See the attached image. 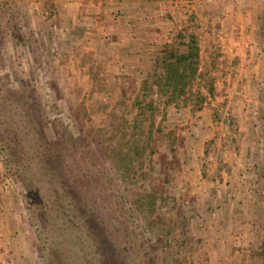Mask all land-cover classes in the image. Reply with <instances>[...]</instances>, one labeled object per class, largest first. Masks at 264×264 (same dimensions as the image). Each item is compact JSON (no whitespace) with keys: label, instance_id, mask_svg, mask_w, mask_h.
Listing matches in <instances>:
<instances>
[{"label":"rangeland","instance_id":"obj_1","mask_svg":"<svg viewBox=\"0 0 264 264\" xmlns=\"http://www.w3.org/2000/svg\"><path fill=\"white\" fill-rule=\"evenodd\" d=\"M73 1L0 0V127L21 161L17 166L30 191H23L19 178L5 170L20 194L35 264H244L232 253L240 247L253 259L250 264H264V78L255 84L263 104L259 114L256 107L249 111L253 125L246 132L239 131L234 110L225 109L228 103L236 108L240 95L234 93L230 102L228 98L212 102L218 92L213 88L211 97L205 98L206 87L196 80L191 87L200 95L194 92L193 99L204 97L197 103L191 98L188 113L206 101L209 115L177 114L175 108L186 105L180 99L165 104L159 95L152 96L155 90L142 91L144 78L94 76L93 52L88 49L92 45L83 36L85 26L77 25L83 18L76 14ZM208 4L212 7L207 22L197 27L216 34L225 27L247 32L258 25L264 45V0ZM65 10L70 12L67 17ZM207 49L200 63L211 65L216 71L212 81H220L213 78L219 71V53ZM156 65L155 61L150 74L161 73ZM221 84L220 90L233 89L226 81ZM26 113L31 134L23 125ZM205 119L213 129L211 137L201 136L204 131L195 128L206 126ZM243 135L251 147L244 164L245 192L238 200L243 205L236 212L249 218L245 231L254 232L255 238L231 245L228 262L220 250L215 254L218 242L206 241L201 262L195 253L202 245L200 238L187 228L196 200L188 193V164L179 160L186 153L183 145L189 137L204 139L200 165L189 164L190 170L198 169L204 176L213 167L225 166L224 156L213 152L211 142L216 138L231 147ZM43 143L61 144L59 171L42 162ZM205 176L212 185L216 181L210 173ZM212 197L205 202L213 203L207 207L208 219L217 217L219 207Z\"/></svg>","mask_w":264,"mask_h":264},{"label":"crops","instance_id":"obj_2","mask_svg":"<svg viewBox=\"0 0 264 264\" xmlns=\"http://www.w3.org/2000/svg\"><path fill=\"white\" fill-rule=\"evenodd\" d=\"M59 1L62 3L67 0ZM173 1L74 0L72 3L75 2L76 14L78 13L83 18L77 25L85 26L87 33H84L83 36L87 37V43L92 45L88 49L93 52L91 56L94 57V76L148 78L164 44L172 41L179 29L193 31L198 35L200 60L204 48H208L209 51L215 49L219 53L216 65L219 71H217L218 75L213 78L221 79L213 81V88L218 94L212 93V102L225 98H228L230 102V97H233L234 93L239 94L240 104L233 109L228 103L225 109H229L230 112L234 110V114L238 117V129L241 133L252 129L253 122L249 121L251 117L249 111L256 107V114H259L258 111L263 104L260 102V95H256L255 88V84L259 80L263 82L264 78V45L260 42L256 32L258 25L251 29L252 31L244 32L243 29L234 31L233 27L225 30V27L214 34L209 30H203V26L197 27L196 25L207 22V15L209 16L207 10L212 7V4L204 3L195 6L189 16L186 15L187 18H185L186 16L183 17V14L177 16L171 14L174 12L170 4ZM72 3L64 4L70 6ZM179 8L184 11L187 9L182 3H179ZM72 13L74 12H71V15H73ZM65 14L64 16L67 17L70 12L65 10ZM238 19L240 18L238 17ZM76 20L75 18L74 21ZM180 25L181 28H179ZM221 32L225 35H222ZM203 63L204 61H201L199 67L201 64L205 66ZM158 67L160 68V66ZM208 68L209 75L212 77L216 71H212L211 65ZM223 81L230 83L233 89L231 91L229 89L220 90ZM216 84L218 87L215 86ZM229 88L231 89V87ZM207 94L209 96L205 98H210L211 93L206 91L205 95ZM205 102L199 110H195L191 114L203 113L206 117L208 109H205ZM212 102L210 103L212 104ZM189 107L186 105L183 108H175V110L178 111L177 114L191 115L188 113ZM252 116H254V112ZM205 122L206 126L203 128L197 126L195 128L204 131L201 136L211 137L213 129L207 126L209 122L207 119ZM257 126L258 124L253 127L257 128ZM194 136L197 134L195 133ZM189 138H187L188 144L183 145L186 153L179 160L188 164L185 171V177L190 180L188 193L194 195V200H196L194 204L196 210H193L194 219L187 223V228L193 230L190 233L200 238L202 243L200 248L195 251V253H199L196 258L203 261L201 257L204 256L207 249V242L213 240L220 244V248H214L215 254L220 250L219 253L222 254L220 256L226 260L224 262H228V259L232 258L230 255L233 250L231 245H238L245 241L248 243L255 238L254 232L245 231L250 223H248L249 218L236 212L239 209V204L243 205L242 202L238 203V200L245 192L243 184L247 176L244 164L247 159L248 147L251 145L249 139H245V135L234 141L231 146L233 149L216 138L211 142L210 148L213 149V152H220L225 161V166L220 170L213 167L211 172H208L210 177H214L216 180L213 183L215 186H213L205 176L208 173L203 176L198 169H189L190 163L200 165L199 160L203 156L204 146L203 138L194 140ZM184 143L187 142L184 141ZM209 158L212 156L210 155ZM217 178L221 180L218 181ZM9 179L0 159V264H35V252L28 236L20 194L13 189ZM212 195L216 196L219 207L216 209L217 217L208 219L207 207L213 203L205 204V202L209 198L213 200ZM233 232L239 233V235L235 236ZM243 249V247L235 248L232 253L236 259H239V263L250 264L253 259L249 257L248 253L244 254L242 251L245 250Z\"/></svg>","mask_w":264,"mask_h":264},{"label":"trees","instance_id":"obj_3","mask_svg":"<svg viewBox=\"0 0 264 264\" xmlns=\"http://www.w3.org/2000/svg\"><path fill=\"white\" fill-rule=\"evenodd\" d=\"M199 51L200 47L194 33L183 30L177 31L174 39L164 44L162 52L158 55V58H156V67H161V73L151 74V78H144L141 82L142 91L155 90L163 99V103L168 104L180 99L184 105H186L191 98L194 103H197L204 97V95H202L200 99H193L194 92L200 95L199 90L196 92L191 87L195 80L198 86L203 83L202 86L206 87V91L212 93L213 81L209 75V68L206 66L202 68L199 67ZM146 102L147 105L150 106L153 100L150 99ZM140 103V101L136 100L138 106H140ZM23 125L29 134L33 133V128H30L32 125L29 124V116L27 113L24 115ZM4 133L5 132L0 127V153L2 155L4 168L19 178L21 183L20 188L23 189V191H28L29 182L24 179L23 173L17 166L21 161L18 159L13 145L5 138ZM58 140L60 139L58 138ZM58 144L59 145L56 146H52L51 143H43L41 145V160H43L42 162L44 164L49 165L52 171H59L62 169V147L60 143ZM27 195L29 199L28 208H31L29 205H31L32 194L28 192Z\"/></svg>","mask_w":264,"mask_h":264},{"label":"built area","instance_id":"obj_4","mask_svg":"<svg viewBox=\"0 0 264 264\" xmlns=\"http://www.w3.org/2000/svg\"><path fill=\"white\" fill-rule=\"evenodd\" d=\"M215 1H219V0H174L171 4V6L174 9V12H171V14L173 16H177L178 14L180 15H189L193 10V8H195V6L197 5H201V4H206V3H211V2H215ZM179 3H182L183 5L186 6V11L181 10L179 8ZM166 9H168V7H166ZM167 11V10H166ZM190 11V12H189ZM185 13V14H184ZM222 35H225L224 33H222ZM223 48V47H222ZM159 94L157 91H154L152 93V96L157 97Z\"/></svg>","mask_w":264,"mask_h":264}]
</instances>
